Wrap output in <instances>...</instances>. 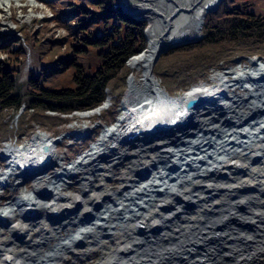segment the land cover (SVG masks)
Returning <instances> with one entry per match:
<instances>
[{
  "label": "bare ground",
  "instance_id": "obj_1",
  "mask_svg": "<svg viewBox=\"0 0 264 264\" xmlns=\"http://www.w3.org/2000/svg\"><path fill=\"white\" fill-rule=\"evenodd\" d=\"M12 1L0 0V8L7 6L10 9ZM122 1L125 7L141 10L147 15L148 48L157 53L165 45L199 36L203 21L211 12L207 10L218 0H202L191 8H187L188 3L183 7L173 1L174 6L163 14L152 11L146 4L148 0ZM141 11L136 14L142 15ZM158 19L161 21L159 26L156 24ZM181 21L184 29L177 34ZM253 63L260 68L255 71L259 74L257 80L261 81L257 85L262 86L264 62ZM223 77H227V73L215 77L219 82L215 87L201 85L181 98L140 111L132 109L129 101L123 99L124 114L118 123L104 130L99 141L81 153L71 166L62 164L63 157H49L54 145L47 136H36L25 151L12 152L14 158L0 175V185L6 183L11 175L20 178L26 174L25 169L18 171L17 167L19 162L27 161V155L37 160L39 156L35 157L36 154H44L45 159L40 166L43 169L36 173L40 181L34 188L17 196L13 202L0 205V221L8 219L19 209L40 212L39 219L33 217L26 223L21 219L15 224L11 221V224L15 235H24L26 230L34 228L35 220L39 221L36 225L41 240L46 229L51 231L53 228L59 232L67 224L78 226L60 238L46 255L31 261L21 254V250L15 248L10 251L15 244L6 235L0 240V245L5 248L8 245L9 248L0 249V264H61L67 250H74L86 240L90 244H99L102 243L99 238L118 235L116 222L123 225L122 234L115 246L107 249L95 264H264V119L255 118L257 121L252 122L256 114L264 113V86L251 87L250 93L241 96L235 93L239 81ZM232 87L234 90L230 91ZM158 103H163V99ZM250 105L256 106V110L253 111ZM167 114L168 120L165 118ZM223 115L230 116L231 120L223 122L219 118ZM127 118L131 123L122 136L131 139L133 134L143 130L139 148L135 151L137 155L127 156L125 151L114 159L109 156L112 163L104 165L100 162L101 153L116 148L112 141L120 138L119 126ZM190 121L204 125L206 130L189 129ZM175 129L179 137L182 136L180 142L177 134L172 137ZM186 130L188 132L185 133ZM145 134L151 136L148 141L151 147L146 146L148 137ZM257 152L256 159L249 157L246 160L245 156ZM163 153H170L171 162L176 164L175 170H170L162 159ZM232 156L237 157L235 160L243 156V162L261 159L263 163L251 164L252 168L243 169L244 174L236 170L237 165L231 164L234 161ZM124 158L130 159L129 171L121 176L126 187L114 191L104 181L114 175V171H110L113 161ZM51 162L60 165L61 169L51 175L45 174ZM81 169L84 176L80 183L86 193V200L82 203L79 196L64 191L68 188V180ZM27 170L35 171L36 167L31 166ZM100 171H103L98 175L102 185L95 188L92 177H97L96 173ZM149 173L150 176L143 180L142 177ZM224 173L229 175L225 177ZM43 188L50 190L47 197L40 193ZM157 198L159 202L155 204ZM188 199L192 200L189 204ZM47 210L65 213V221L59 219L52 223L53 218L52 222L46 221L47 218L42 216ZM89 213L90 216L85 217ZM114 214L120 219H114ZM25 242L38 243L34 238H24Z\"/></svg>",
  "mask_w": 264,
  "mask_h": 264
},
{
  "label": "trees",
  "instance_id": "obj_2",
  "mask_svg": "<svg viewBox=\"0 0 264 264\" xmlns=\"http://www.w3.org/2000/svg\"><path fill=\"white\" fill-rule=\"evenodd\" d=\"M36 1L46 4L53 12L54 28L66 35L50 39L51 31L48 33L44 29L39 35V31L32 34L29 28H23L33 44L29 56L31 61L33 59V67L30 65L23 84L17 81L28 49H24L23 43L11 44L13 40L2 38L0 52L6 54V58L0 60V131L4 126L1 121L9 112L13 119L18 117L20 126L26 125L27 118L40 119L45 128L51 130L66 123L71 114L97 109L108 96L117 101L113 106L110 103L108 107L100 108L99 115L103 111L102 116L108 122L115 120L114 108L131 74L128 61L143 75L140 81L134 75L128 79L124 98L130 95L135 100L139 97L147 102L154 99L155 93L168 95L154 76L157 53L147 46V22L124 14L118 0ZM254 4V0H223L216 11L207 13L202 43L179 46L161 55L164 62L174 56L185 58L171 62L172 67L186 64L183 69L192 71L184 73L187 79L183 78L180 83H190L223 58L232 57L234 47L264 55V14L250 12ZM66 42L68 49L63 50ZM183 54L186 56H180ZM190 58L196 62L191 64ZM166 74L162 73L165 78L168 77ZM89 141L85 140L81 148Z\"/></svg>",
  "mask_w": 264,
  "mask_h": 264
},
{
  "label": "rangeland",
  "instance_id": "obj_3",
  "mask_svg": "<svg viewBox=\"0 0 264 264\" xmlns=\"http://www.w3.org/2000/svg\"><path fill=\"white\" fill-rule=\"evenodd\" d=\"M118 1H122V0H118ZM144 1L146 2V0ZM173 1L183 5V7H187L185 5L188 3L187 8H191L193 4H196L197 2H201L202 0H148L146 4L151 9H153L152 11H157L163 14L165 10H169L170 7L174 6ZM254 1H255V4L253 7L250 8L251 9L250 12H253L254 15L264 14V0H254ZM10 6H11L10 9L7 6H3L0 8V39L1 40L2 38L11 39L13 40L11 44L18 43L19 45L20 44L22 45L23 43L22 46H24V49L26 50L28 49V57H26L24 60L25 64L22 67V70H21L22 73L20 76H18V81H17L18 83L23 84V81L27 78V72L31 69V67H33L31 63L33 59L31 61V58L29 57L30 52L33 51V44L30 41L29 39L30 36L27 32H26L27 34V38H26V34L24 33V31H22L23 28L26 27V30L29 28L32 31L31 32L32 34L35 31L36 32L39 31L38 33L39 35H42V31L44 29H46L48 33L49 31H51L49 33L50 39L54 37L62 38L64 35H66V33L60 31L59 28L57 30L56 28H54L53 19H52L53 12L50 9H48V7L46 6L44 2L40 3V2H37L36 0H13L12 3H10ZM219 6L220 5L218 4V6L214 10L216 11L219 8ZM126 9H128L127 13L124 12L122 8V12L124 14H128V12L130 14V12L131 13L133 12V15L132 14L131 15L133 17L135 16V19L145 20L147 22L146 23L147 26L145 28V35H146L147 29L149 27L148 25L149 19L147 15H144L141 10L135 11L134 9H130V8H126ZM140 11L142 12V15H139V13L136 14L137 12H140ZM187 12L189 13L190 10H188ZM156 24H158L159 26L161 24V21H159L158 19V22ZM202 27H201V33L199 36L194 37V38L191 37L190 39H183V40H180L174 43H170L171 48L167 49L166 51L179 47V46L188 45L194 42L202 43V40H203L202 37H204V32H203ZM182 29H184V24H182V21H181L176 30L177 34H180ZM22 34H24L25 36H22ZM66 44H68V42L65 43V46H62L63 50L68 49V45ZM147 46H148V39H147ZM232 51H233L232 57L223 58V60L219 62L217 65H215L214 67H209L210 71H207L203 76H198L196 80H193L190 83L188 82L180 83V82H183L182 81L183 78H185V80L187 79V77L184 76V73L190 74L192 72L191 70L183 69V67L186 64H182V67L181 66L172 67V63H171L176 58L178 59H185V58H179L177 56H174V57H170L169 59H167L168 62H164L162 61L163 57H161L160 55L156 63L153 65L154 76L161 83V86L163 88H165L166 90L169 88L168 94L176 98L169 97L168 95L161 96V95H164L162 93L161 94L159 93L158 95L157 93H155L154 99H148L147 102L142 101L141 99H139V97L135 100L130 95L124 98L126 90L128 88V79L132 75H134L136 76L137 80L140 81L143 75L142 71L133 69V67L129 65V61H128L127 64H128L131 74L126 80V87L123 91L122 97L117 102L116 108H114L117 113L114 118L115 120L111 122H108L107 119L104 116H102L104 114L103 111L99 115L100 110L99 108H97L92 111L76 112V114H71L67 116L68 120L66 123H63L60 126L55 127L54 129L48 130L45 128L43 121L40 119H38L37 121H34V120H30V118H27L26 125L20 126L17 121L18 117H15L13 119L12 113L11 112L7 113L5 118L1 121L4 124V126L2 128V131H0V175L4 171L7 170V166H8L7 163L11 159L13 160L14 157L12 155V152L20 153V152L25 151L28 145L31 144L33 138L36 136L40 137L41 135L47 136L51 140L52 144L54 145V147L51 149V152H50L51 155L49 157L52 159L63 157L62 164L66 167L71 166L73 161L77 160L81 153H84L85 151H87V149L91 147L94 143H96L97 140L99 141L104 130L111 128L118 123L119 117L121 116V114H124L123 99H125V101H129L128 104L134 110L140 111V109L150 108L154 106L158 107V106H161L162 104L167 103L168 101H172L173 99L181 98L183 95L187 94L189 91L196 89L201 85H205L207 87L217 86L219 82L217 81V79H215V77L218 74L221 75L223 73H227V77H223V79H234L235 78L236 81H239L238 82L239 86L237 85V88L235 90V93L238 95L246 96V94L250 93L251 87H253L254 89L262 88L264 84H262V86L257 85L258 83L261 82L257 80V77H259V74L257 73V71L260 68L258 64L257 63L254 64L253 61L264 62V55L262 54L260 55L257 52L250 54L247 52L246 49L242 50L236 47H234ZM203 54L206 55V51H204ZM35 56L36 54L33 57ZM180 56H186V54H183ZM5 58H6V54H3L0 52V60H3ZM190 62L191 64H193L196 61L194 58H190ZM206 66H208V64ZM162 73H165V74L168 73L166 74L168 77L165 78L162 75ZM22 88L23 86L21 85L20 89ZM229 90L233 91L234 88L233 87L229 88ZM159 99H163V103L159 104L158 103ZM116 101H117L116 98L112 99L110 96H108L106 102L101 106V108L108 107L110 103L113 106L115 105ZM250 107L253 109V111L256 110L255 109L256 106L253 107L252 105H250ZM126 111L130 112V110H126ZM165 118L166 120L170 119V117H168V114L165 115ZM219 118H221L223 122L224 121L227 122L229 121V119L231 120L230 116H226V115L219 116ZM255 118L258 120L264 119V113L256 114L255 117H253L252 122L257 121ZM130 123H131L130 120H128L127 118V120L123 121L121 123L122 125L119 126L118 135L120 136V138L117 141H112L114 142L115 145H117L116 148L113 151H110V152L104 151L101 153L100 162H102L104 165H110L112 163L111 161L108 160L109 156L110 158L114 159L115 157H119L120 153H123L125 151H127V156L137 155V152L135 151L136 149L138 150L139 148V142L142 138V137L140 138V134L143 133V130H140L142 132L137 131L136 134H133L131 139H126V137L122 136V133L125 134L127 132V130L129 129ZM241 124H244V122H242ZM188 125H189L188 126L189 129H202L203 131L206 130V127L204 125L197 123V122L190 121L188 122ZM177 132L178 130L175 129L172 137L176 136ZM186 132H188V130H186L185 133ZM145 135H146L145 137H148V140L146 141L147 142L146 146L151 147V144L148 145V141L151 140V136L149 137L148 134H145ZM166 135L171 136L169 134H166ZM177 139H178V142H180L182 139V136L179 137L178 135ZM85 140H90V141L88 142V144H85L83 148H81L83 146V143H85ZM5 152H10V153L5 154ZM169 154L170 153H163L164 156L162 159L166 161V164L169 166L170 170H175L176 164L175 162H171V155ZM257 155H259V152H257L255 155H247L245 157H246V160L249 157H253L254 159H256ZM36 156H39V159L34 160L33 156L28 157L27 155V158H28L26 159L27 161L19 162V166L17 167V170L18 171H21V169L26 170V174L23 175V177L18 178V177H14L13 175H11L8 178L6 183L4 182L3 184L0 185V205L13 202L17 196L26 193V191L27 192L31 191V189L34 188L35 184L40 181L39 179H37L36 173H38L39 171L43 169L40 166L42 164V160L45 159V156L44 154H36L35 157ZM232 157L234 161L231 162V164H235V166L237 165L238 167H236V170L238 171H243V169L252 168L253 167L252 165L257 166L258 164L263 163V160L261 159L253 160L252 162H250L249 160L246 162H243V160L245 159L243 158V156L240 158L242 162L241 163L240 160L238 159L235 160V158H237L236 156H232ZM229 161H232V160H229ZM33 162H34V165H32ZM31 166L36 167V170L35 171L27 170V168ZM129 167H130V159L128 158H124L119 161H113V165L111 166L110 171L111 172L114 171V173L112 172L114 175L109 176L108 179L104 181V184L107 187H111L112 190L114 191L123 190V188L126 187V184L122 182L121 176H123L124 172L129 171ZM204 168L205 169L208 168L209 170L213 169L211 166H206ZM57 169H61V166L56 165L55 163L51 162L50 166L46 169L45 174L51 175ZM231 170H234V168H231ZM80 171L81 172L73 174L72 179L68 180V188H64V191L66 193L69 192L74 196H79L80 203H82V201L85 202L86 200V199L84 200L86 193L85 191L83 192L82 185L80 183L81 179L84 176L82 173V169ZM150 171H154V169H151ZM243 172L245 174V171ZM100 173H103V171L96 173L97 177L96 176L92 177L93 178L92 184H95V188L99 185H102L101 182L99 181L100 176H98L100 175ZM224 174H225V177L227 174L229 175V173H224ZM148 176H150V173L144 175L142 179L146 180ZM189 181H192V180L189 178ZM43 189H46V188H43ZM49 191L50 190H45L42 192L40 191V193H42L41 194L42 196L47 197L50 194ZM124 192H127V190H125ZM196 195L198 194L195 193V196ZM6 198H9V200L7 201L4 200ZM156 200L157 202H155V204L159 202V198H157ZM191 201L192 200L188 199V204ZM47 206L49 205H46V207ZM39 213L40 212H35L29 209L27 210V208L26 210L19 209V210H16L14 215H11L8 219L6 218L3 221H0V231H1L0 240L4 239L6 235L10 236L12 238V242L15 244L14 246L10 247V251L13 252V249L15 248L19 251L21 250L22 252L21 254L28 261L38 259L43 254L46 255L52 249V247H54L59 242L60 238H63L64 236L67 235V233H70L71 230L76 229L78 226L77 224H73V225L67 224L66 226L62 227L59 230V232H56V230H54L53 228L51 231H48L46 229L47 230V231L45 230L46 235L41 240L39 239V235H41V233L38 234V231H37L38 225H36L37 223H40V222L35 220L34 228L26 230L24 232L25 233L24 235H22V233H17L15 235L14 228L12 227L11 221H13L15 224L19 222L21 219H24L26 223V220H30L33 217H36L37 219H39L40 217ZM56 214H57L56 212H51L47 210V213L43 214L42 218H47L48 220L46 219V221H51V222L53 218L54 222L52 223H56L57 220L59 219L61 220L63 219L65 221L64 219L65 213L64 214L58 213L57 215ZM21 216L23 217L25 216V218H22ZM89 216H90V213L87 214L85 217L88 218ZM113 218L114 219L116 218L117 220L118 218L120 219V216L117 214H114ZM51 227H53L52 224H51ZM122 228H123V225L118 224L116 222V230H118L116 234L118 235L114 237L112 236L111 238H108L107 236L102 237L101 239L99 238V241L100 240L102 241V243L100 242L99 244H96V243L90 244L89 243L90 241L88 240H86V242L82 241L83 243L77 245L74 248V250H70V251L67 250L65 256L61 258L62 259L61 264H95L98 260H100L102 255L105 252H107V249L113 248L115 246V244L118 241V238L122 234ZM13 235H15V237H13ZM24 238L25 239L34 238L38 241V243H33V242L24 243ZM6 248L7 249L9 248L8 245H6ZM6 248L0 245V249L5 250ZM27 252L30 253L29 256L27 255Z\"/></svg>",
  "mask_w": 264,
  "mask_h": 264
},
{
  "label": "water",
  "instance_id": "obj_4",
  "mask_svg": "<svg viewBox=\"0 0 264 264\" xmlns=\"http://www.w3.org/2000/svg\"><path fill=\"white\" fill-rule=\"evenodd\" d=\"M220 2V0H218L217 1V3L216 4H214L212 7H210L207 11H213L217 6H218V3ZM118 6H120V7H122L123 8V11L124 12H126L127 13V10L128 9H126L125 8V6L123 5V1H120L119 3H118ZM133 15V12L131 13L130 12V14H129V12H128V15ZM131 15V16H132ZM135 17V16H134ZM188 43V42H187ZM169 48H171V45L170 44H168V45H165V46H163V47H161L160 49H159V51L157 52V55H156V57L154 58V64L156 63V61L158 60V58L160 57V55H162L164 52H166V50L167 49H169ZM193 102V101H192ZM43 149H44V147H42ZM45 190H47V189H45ZM44 189L43 190H41V192L42 191H45ZM32 211H34V210H32Z\"/></svg>",
  "mask_w": 264,
  "mask_h": 264
}]
</instances>
